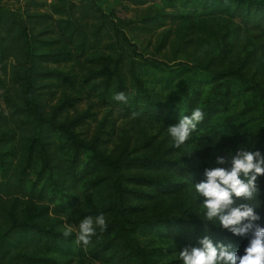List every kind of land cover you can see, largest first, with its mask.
I'll return each mask as SVG.
<instances>
[{
    "label": "trees",
    "instance_id": "16d2710c",
    "mask_svg": "<svg viewBox=\"0 0 264 264\" xmlns=\"http://www.w3.org/2000/svg\"><path fill=\"white\" fill-rule=\"evenodd\" d=\"M154 1L119 0L106 11L96 0H67L63 17L43 9L40 0H24L16 13L22 21L0 17V264H70L72 257L83 256L101 264H177L175 258L161 259L200 246L205 235L244 254L248 243L198 215L195 184L205 179L207 168L230 167L231 155L241 150L264 156L263 89L260 100L253 99L262 105L261 125L225 130L214 120L235 96L226 77L248 69L259 47L264 69V42L234 55L224 33L218 51L196 65L206 76L194 74L165 94L136 73L137 45L120 23L150 32L181 15L212 13L235 20L240 32L264 35V0H168L179 9L124 15L128 5ZM98 47L103 50L88 56ZM123 68L134 83L126 82ZM79 77L89 83L86 96L108 107L88 140L75 130L89 115L76 108L83 96L52 103L59 85H73ZM117 92H124L128 103L115 101ZM196 108L205 118L192 137L213 141L199 152L174 156L172 147L162 145L140 152L125 129L116 132L118 119L129 114L178 124ZM218 156L229 163L217 164ZM257 184L256 200L238 202L252 204L261 217L256 223L264 227V176ZM82 199L86 204H79ZM58 214L78 220L102 214L108 227L97 230L85 247L75 243L79 229L64 237L65 218ZM154 240L166 244L152 245Z\"/></svg>",
    "mask_w": 264,
    "mask_h": 264
},
{
    "label": "rangeland",
    "instance_id": "374dc122",
    "mask_svg": "<svg viewBox=\"0 0 264 264\" xmlns=\"http://www.w3.org/2000/svg\"><path fill=\"white\" fill-rule=\"evenodd\" d=\"M4 1L10 4L14 11L19 14V6L23 4L24 0ZM96 1L106 11L111 10L119 2V0ZM0 2H3V0H0ZM172 8L178 7L173 6L168 0H156L140 6L128 5L127 9H123V11L127 17H135L156 10L169 12L173 10ZM181 14L184 13L181 12ZM120 25L127 36L137 45L138 53L135 56L136 73L142 78L145 85L155 86L165 94L175 93L194 74L206 76L207 73L196 65L205 64L208 58L218 51L222 42L221 36L224 33L227 34V38L234 44L232 51L234 55L243 54L246 51L252 50L254 46H258L260 42H264V35L240 32L236 29L237 23L235 20L212 13L193 17L181 15L174 19L165 20L150 32H145L139 28H131L124 23H120ZM106 41L107 39L103 43ZM102 50L101 47L95 48L89 52L88 56H94ZM260 62L259 47L253 54L252 63L248 69H244L242 74H230L226 77L230 81L231 89L235 93V96L225 110L219 111L214 115V120L218 126L225 128V130L239 129L250 131L255 126L262 124L261 102L259 101L257 104L253 103L255 97L257 100H260V91L262 89L264 91V69L261 70L263 67L260 65ZM72 65L76 67L74 64H69V68L73 69ZM61 67L64 66L62 65ZM121 71L126 77L127 83H134L131 73L127 68H123ZM254 85H257V90L254 88ZM88 86L89 83L82 82L81 77H79L73 85H59L52 99V103H56L66 95L83 96V99L77 103L76 108L79 112L88 110L89 115L75 130L85 140L91 138L99 122L103 119L106 110H108L107 106L98 104L96 98L86 96ZM208 86L207 84L203 85L204 91L208 89ZM248 86H253L254 89L252 88L244 92L243 88ZM116 124V132L118 133L120 128L125 129L131 136L133 147L139 149L140 152L148 151L156 145H162L172 147L174 156H181L188 152L202 151L205 147L213 144V141L198 142L191 136L184 145L176 148L168 132L169 126L176 124L165 123L143 115H126L118 119ZM114 140L115 138L107 144L109 148ZM202 202L203 198H201L200 214L198 215L204 217L206 210L203 208ZM79 204H86V200L82 199ZM51 216H53V213ZM59 216L65 218V227H70L75 231L79 229V223L82 220L75 219L73 216L67 214ZM240 238L246 243L249 242V237L247 236ZM161 243H158V240L151 242L152 245L166 244L164 241ZM37 251L41 252V250ZM180 251L177 250L175 253L166 255L161 261L167 262L175 258L178 260L177 264H183L179 259ZM70 264L101 263L83 256L72 257Z\"/></svg>",
    "mask_w": 264,
    "mask_h": 264
},
{
    "label": "clouds",
    "instance_id": "9594fccd",
    "mask_svg": "<svg viewBox=\"0 0 264 264\" xmlns=\"http://www.w3.org/2000/svg\"><path fill=\"white\" fill-rule=\"evenodd\" d=\"M113 99L128 103L124 92L115 93ZM204 118L203 111L196 108L190 115L182 116L178 124L169 126L168 132L174 146L180 148L184 145ZM216 162L225 165L229 160L218 156ZM230 165L205 169V179L195 184V190L203 198L202 206L206 212L202 220L206 224L217 226L218 223V227L237 237H249L244 254L233 251L231 244L216 243L205 235L199 240L200 246H186L180 251L179 258L183 264H264V227L256 223L261 217L252 204L238 202L257 199V179L264 176V156L259 151L241 150L231 155ZM107 227L104 215L88 216L79 223L75 243L87 247L97 230L104 232ZM62 234L68 238L72 235V229L65 227Z\"/></svg>",
    "mask_w": 264,
    "mask_h": 264
},
{
    "label": "crops",
    "instance_id": "0c3cea01",
    "mask_svg": "<svg viewBox=\"0 0 264 264\" xmlns=\"http://www.w3.org/2000/svg\"><path fill=\"white\" fill-rule=\"evenodd\" d=\"M42 4V8L50 11L55 16H67V0H40ZM16 12L14 11L13 7L10 4L0 2V17L8 18V19H15ZM19 20L22 18L18 17Z\"/></svg>",
    "mask_w": 264,
    "mask_h": 264
}]
</instances>
